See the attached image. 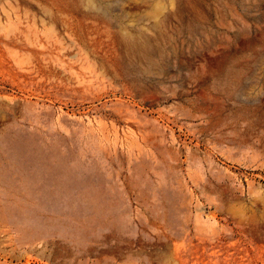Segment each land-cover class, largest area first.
<instances>
[{"label": "rangeland", "instance_id": "374dc122", "mask_svg": "<svg viewBox=\"0 0 264 264\" xmlns=\"http://www.w3.org/2000/svg\"><path fill=\"white\" fill-rule=\"evenodd\" d=\"M0 264H264V0H0Z\"/></svg>", "mask_w": 264, "mask_h": 264}]
</instances>
